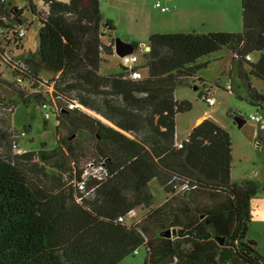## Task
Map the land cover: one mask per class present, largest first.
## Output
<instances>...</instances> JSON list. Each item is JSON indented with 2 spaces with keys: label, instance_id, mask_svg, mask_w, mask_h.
<instances>
[{
  "label": "trees",
  "instance_id": "16d2710c",
  "mask_svg": "<svg viewBox=\"0 0 264 264\" xmlns=\"http://www.w3.org/2000/svg\"><path fill=\"white\" fill-rule=\"evenodd\" d=\"M36 1L44 12L33 0L21 8L0 0V43L15 49L23 44L31 25L23 24L24 10L38 23L36 48L19 55L13 82L0 73V87L31 106V120L35 107L46 117L43 125L53 118L55 145L40 142L36 150L13 153L9 135L0 129V264H118L140 247L145 249L143 264H179V256L168 253L170 244L161 254L155 252L143 224L148 215L127 221L134 209L153 205L151 180L175 196L223 194L232 216L228 233L220 216L200 213L202 219L175 234L185 242L221 239V264L232 257L264 264V254L248 238L250 201L260 185L231 181L230 136L212 120H202L176 146L175 116L191 104L173 96L178 83L207 67L201 59L225 48L232 54L229 92L236 81L245 97L235 96L260 106L264 94L251 78L264 83V0H240V32L152 33L144 48L129 43L132 53H141L135 65L119 64L108 73L100 65L114 54V27L103 17L99 0ZM135 71L137 79L130 77ZM205 96L198 93L202 100ZM23 129L28 132L29 126ZM257 137L264 147L262 131ZM87 163L103 164L107 175L88 180L80 191ZM157 238L162 245L170 237Z\"/></svg>",
  "mask_w": 264,
  "mask_h": 264
},
{
  "label": "rangeland",
  "instance_id": "374dc122",
  "mask_svg": "<svg viewBox=\"0 0 264 264\" xmlns=\"http://www.w3.org/2000/svg\"><path fill=\"white\" fill-rule=\"evenodd\" d=\"M209 3L218 4L224 6L228 3L229 13L235 20L236 26L230 27L231 29L241 31V10L240 0H204ZM16 7L21 8L25 5V0H10ZM36 10L44 12L43 6L36 0H33ZM159 3L161 7L168 6L166 0H99V8L106 20H109L114 27V32H111L113 39L129 44L135 42L139 48H144L149 37V30L156 23L159 8H155L154 4ZM169 8V7H168ZM23 24L30 25L25 32L23 44L19 48L15 49L9 46H5L4 43H0V73H2L4 79L9 82H13L16 77V63H18V57L21 53L26 51H33L37 46V30L38 23L33 16L27 11L23 12ZM103 42L107 43L108 38L103 37ZM137 56L141 53L134 52ZM229 53L225 48H221L217 52L210 54L205 58L209 61L206 68L198 70L196 76H201L203 81L190 79L183 80L175 86V93L177 97H182L189 100L191 108L183 113H179L176 116L175 130L180 135H183L184 130L193 123V120L200 114L206 112L209 118H214L223 126H229L233 124V120L230 118L234 116L239 109L242 111L240 114L246 121H249L251 113L257 114L259 118L264 117V101L260 106H251L246 103L245 100H239L235 95L243 94L244 91L241 87L238 88V83L235 81L232 85V92H226L225 85L228 82V63ZM6 66H4V64ZM120 62L118 57H113L102 63V73H108L113 70L114 67L119 66ZM10 67V69H8ZM224 73H222V71ZM43 79H48V74L42 75ZM255 82L260 89L259 92L264 94V83L256 80ZM16 83V82H14ZM13 83V85H14ZM202 84L209 90L212 98L214 99V105L208 107L204 101L198 97V93L203 90ZM0 95L3 97V104H0V129L5 131L10 138L11 150L13 153H21L24 151H33L39 148L40 142H45L47 148L54 147L55 145V121L49 117L47 124H42L44 119L43 111L39 108L34 109L33 119H30V107L24 106L19 102L18 98L12 93L6 86L0 87ZM90 115L100 119L93 112L87 111ZM205 113V114H206ZM46 118V117H45ZM103 121V120H102ZM105 122V121H104ZM23 126H29V131L25 132ZM235 126V125H234ZM234 126L232 125V131L230 132L231 150L233 152L232 164L235 168L238 166V160L241 154V141H245L246 148L249 151V157L262 155L264 156V150L258 151L255 145H251L245 137L237 134ZM240 153V154H239ZM258 156V157H260ZM245 166H250L249 159L242 161ZM237 170L235 169V173ZM150 190L154 191L155 201L160 202L162 195L155 193V188L158 189L155 182L150 184ZM139 214V211H133L127 216V221H132ZM252 214V212H251ZM264 240V235H263ZM137 254H132L122 259L118 264H143L145 249L140 247L137 249Z\"/></svg>",
  "mask_w": 264,
  "mask_h": 264
},
{
  "label": "crops",
  "instance_id": "0c3cea01",
  "mask_svg": "<svg viewBox=\"0 0 264 264\" xmlns=\"http://www.w3.org/2000/svg\"><path fill=\"white\" fill-rule=\"evenodd\" d=\"M67 1V0H60ZM168 3L167 10L161 11L158 13L156 23L149 30V35L152 33H215V32H228V33H237L239 30L236 28L231 29L230 27L236 26L235 20L229 13L228 3L224 6H219L218 4L213 5L214 3H209L204 0H166ZM155 7V6H154ZM169 7V8H168ZM156 8V7H155ZM114 32V31H112ZM228 51V50H227ZM215 53V52H214ZM230 59L232 54L228 51ZM213 54V53H212ZM209 56V55H208ZM206 56V57H208ZM115 57V55H111L106 57L105 61L107 62L110 58ZM204 57L201 59V62H208ZM257 55H251V60H256ZM101 63V65H102ZM228 63V67H229ZM100 65V70L102 71ZM227 67V70H228ZM225 70L222 71L224 73ZM197 75V74H196ZM194 76L190 79L194 82V80L203 81L201 76ZM204 82V81H203ZM256 79L251 78V84L258 91V85L255 83ZM225 86H230V78L228 76V82ZM226 89V87H225ZM175 91V89H174ZM227 92V90H225ZM244 91V90H243ZM202 94H206L207 96H211L209 90L203 88L200 91ZM173 96L176 100H189L177 97L176 93L173 92ZM240 97H245V92ZM247 103V102H246ZM214 105V104H213ZM212 105V106H213ZM211 107V106H210ZM237 112L231 117V120H234L237 116H239L242 111L239 109ZM206 112L198 115L191 125H189L186 130H184L183 135L179 136V133L175 130V143H180L183 140L187 139V136L190 130L199 124L202 120L207 119L208 115ZM257 114V109L255 113H251V116H255ZM177 116V115H176ZM175 116V118H176ZM250 117V116H249ZM221 128L230 134L232 131V124L229 126H223L214 118H209ZM176 122V119H175ZM251 124L258 126L264 125V117L261 118L260 122L254 123L249 121ZM237 134H242L241 130L234 126ZM243 135V134H242ZM230 136V135H229ZM231 140V139H230ZM256 138L251 143V145H255L258 151L264 150V147L260 143L259 145L255 144ZM241 154L238 160V166L235 168L232 164L233 160V152L231 150V168H230V179L235 183H240L243 181H255L260 185V188L256 195L250 201V209L252 212V218L248 227V238L253 240L258 250L264 254V156H254L253 158L249 157V151L246 148V142L241 141ZM261 149V150H260ZM249 159L251 164L250 166H245L242 164V161ZM235 169L237 173H235ZM152 182L156 183L155 193L162 195V200L160 202L155 201V196L153 194L154 191L150 190V184ZM149 190L154 198V203L149 209H144L138 207L133 211H139V214L135 217L134 220L128 221L129 223H134L144 219L146 215H148L144 220V229L148 232L151 237V240L155 245V252L161 254L163 250L168 249L165 247L166 244L171 245V249H168V253L170 250L173 251L174 254L178 255L180 260L179 264H221L219 261L220 249L222 247L221 242L216 241V244L212 242V240L206 241H193V242H185L178 235L170 234L169 243L161 244L157 237H165L162 232L163 231H182L183 228L189 227L192 222L196 219H202L203 216L200 213H206L209 217L213 218L214 216H220L223 220L226 221V232H229L230 223L232 221V216L230 215V203L227 197H225L221 193L217 192H207V191H194L183 196H175L173 194H166L163 192L162 188L158 185L155 180H151L148 184ZM131 211L129 214H131ZM128 214V215H129ZM223 234V232H220ZM162 234V235H161ZM215 242V241H214ZM199 247L202 248L199 251ZM138 251V250H137ZM136 251V254H137ZM191 254L192 258H187L188 255ZM164 256V255H163ZM162 256V257H163ZM168 256V255H167ZM161 257V258H162ZM174 264V263H169ZM229 264H243L240 260L232 257L230 259Z\"/></svg>",
  "mask_w": 264,
  "mask_h": 264
},
{
  "label": "built area",
  "instance_id": "2783aa9c",
  "mask_svg": "<svg viewBox=\"0 0 264 264\" xmlns=\"http://www.w3.org/2000/svg\"><path fill=\"white\" fill-rule=\"evenodd\" d=\"M4 1H7V0H4ZM154 6L156 8H159L161 11H165L167 10L166 7H161L159 3H155ZM24 35V32L23 30H20L19 32V36H23ZM147 50V49H145ZM119 60H120V64L122 66H125V67H132L133 65H135L138 61V56L135 54V53H131V54H128V55H125V56H122V57H118ZM247 60H250V57L247 56L246 57ZM131 78L133 79H137L140 77V74L139 72L135 71V72H131ZM226 90L229 92L230 90V87L229 86H226ZM203 101L204 103L210 107L214 104V99L211 97V96H205L203 97ZM249 120L251 122H254V123H258L260 122L261 118H259L258 116H250L249 117ZM176 146H180L179 143L176 144ZM107 175V171L104 167L103 164H91V163H87L84 167H83V170H82V173H81V177H80V181L78 183V189L80 191H82L85 187V183L88 181V180H95V181H98V180H102L105 176ZM92 192V189H90L88 191V193ZM87 193V194H88ZM77 201H80L79 198H77ZM122 219L120 218L119 221H121ZM134 253H136V251H134Z\"/></svg>",
  "mask_w": 264,
  "mask_h": 264
},
{
  "label": "water",
  "instance_id": "95a60500",
  "mask_svg": "<svg viewBox=\"0 0 264 264\" xmlns=\"http://www.w3.org/2000/svg\"><path fill=\"white\" fill-rule=\"evenodd\" d=\"M113 49H114V55L116 57H122L132 53L131 45L123 43L118 39H114ZM145 49H147V47ZM249 121H246L243 117H241V115H239L236 118H234L233 124H235L237 128L241 130L243 136L248 142L252 143L254 141V138H256L255 144L259 145L261 142L258 139L257 135L259 131H262V133L264 134V125L257 127L256 125L251 124ZM170 234L175 235V231H172L171 233L169 231H166L164 236L169 237ZM219 242H221V239H219Z\"/></svg>",
  "mask_w": 264,
  "mask_h": 264
}]
</instances>
